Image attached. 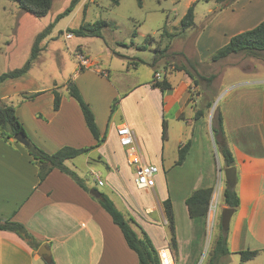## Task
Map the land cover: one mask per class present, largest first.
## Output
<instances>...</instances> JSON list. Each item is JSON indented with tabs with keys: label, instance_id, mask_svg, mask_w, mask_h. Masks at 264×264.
<instances>
[{
	"label": "crops",
	"instance_id": "obj_1",
	"mask_svg": "<svg viewBox=\"0 0 264 264\" xmlns=\"http://www.w3.org/2000/svg\"><path fill=\"white\" fill-rule=\"evenodd\" d=\"M259 1V5H264V0ZM260 17L257 23L263 19L264 13ZM77 46L85 48L80 43ZM168 82L171 87L165 92L152 87L151 81L148 84L156 96L153 126L151 119H146V111L141 109L137 121L125 116L123 122L112 125L110 135L102 134L98 127L104 140L80 155L85 156L83 162L86 165L104 162L109 171L110 188L109 193H103L147 233L157 251L170 248L168 222L162 204L163 200L169 198L177 242L176 252L171 250L175 264H205L213 242L211 238L209 241L211 226L216 231L215 238L218 235L216 225L220 224V214L226 207L222 198L225 179L221 184L223 162L211 130L210 112L206 109L211 102L208 101L209 96L207 102H203L202 98H206L203 92L192 96L188 90L191 82L185 77ZM251 85L220 110L224 139L234 157L235 185L239 197V205L231 217L227 232L230 253L224 258L229 260L232 252L238 254L242 250H257L253 259L241 264H264V79L255 80ZM6 97L3 94L0 99ZM196 99L200 100L199 106ZM63 103L61 98L57 110L52 107L51 111L37 112V118L55 129L57 137L63 142L55 145L39 135L29 137L48 153L66 145L84 147L95 143L84 120L82 125V113V119L80 115L70 116L65 112ZM16 114L27 130L17 110ZM165 116L175 126L172 131ZM163 120L167 129L164 140L161 135ZM122 123L133 130L147 162L159 168L151 188L135 186L133 169L126 164L124 149L120 145L117 151L111 149L105 152L103 149L108 136L117 138L116 127ZM165 140L173 144V153L167 156V166H164V152L165 148L170 151L171 147H166ZM187 142L189 147L185 158L182 163L176 164L178 150ZM94 150L98 154L96 159L91 157ZM76 157L65 162L74 161ZM73 165L71 170L76 169ZM90 170L91 173L95 172ZM219 175L216 205L219 200L220 210L215 205L213 214L208 215L207 211L206 216L192 218L185 203L186 198L198 188L210 187L214 190ZM84 185L88 190L73 183L67 174L57 169L51 170L39 181L37 166L25 145L13 137H0V220L9 219L24 224L39 246L42 243L46 245L50 253L45 255L52 257L56 264H137L136 253L127 246L119 228L90 193L94 187ZM132 226L140 232L136 225ZM37 249L14 232L0 230V264H46L44 255H38Z\"/></svg>",
	"mask_w": 264,
	"mask_h": 264
},
{
	"label": "rangeland",
	"instance_id": "obj_2",
	"mask_svg": "<svg viewBox=\"0 0 264 264\" xmlns=\"http://www.w3.org/2000/svg\"><path fill=\"white\" fill-rule=\"evenodd\" d=\"M69 1L52 0L48 13L36 17L20 9L13 0H0V73L24 64L37 34L54 21L56 14ZM259 2L229 0L221 5L216 0H142V5L138 6L136 0H82L41 39L39 45L42 50L28 72L17 80L0 83V96L6 94L2 101L15 107L30 138L39 135L55 145L63 141L57 137L55 129L37 118V112L52 110V92L56 90L64 102L65 112L70 116H81L77 101L67 90L71 83L78 87L82 98L89 104L102 134L110 135L112 125L123 122L125 116L137 121L141 109L146 111V119H151V126L155 124L156 96L148 84L156 71L161 75L160 80L166 78L175 82L184 77L189 79L188 90L192 96L203 92L206 97L202 98L204 103L209 96L208 101L212 105H206V109L212 117L215 107L220 111L232 102L234 96L251 87L253 81L264 79V52L258 56L237 53L217 61L211 58L232 35L257 24L264 13V5H259ZM191 4L194 23L182 29L180 20ZM99 20L108 23L100 36H76L70 31L82 22ZM64 33H71L73 37L65 39ZM79 43L85 48L77 46ZM78 50L89 60V64L81 69L74 57V51ZM211 75L214 78L210 82L202 78ZM35 92L40 96L31 102L26 95ZM196 101L199 106L200 100ZM164 118H168L172 131L175 127L173 122L169 117ZM164 143L171 147L170 151L165 148L164 152V166H167V156L173 153V144L166 140ZM118 146V139L108 136L103 149L105 152L117 151ZM97 155L94 150L91 157L96 159ZM84 157L77 156L65 164L71 169L74 164L76 169L73 170L83 183L91 184L100 193H109V171L104 162L86 165ZM90 169L95 172L91 173ZM95 173L104 182L103 186L97 185ZM223 175L222 172L221 184ZM219 205L218 200V211ZM121 212L128 218L126 211ZM217 228L219 233L218 224ZM215 232L212 225L209 241L211 238L214 242ZM231 254L229 260L224 256L217 264H241L239 253Z\"/></svg>",
	"mask_w": 264,
	"mask_h": 264
},
{
	"label": "trees",
	"instance_id": "obj_3",
	"mask_svg": "<svg viewBox=\"0 0 264 264\" xmlns=\"http://www.w3.org/2000/svg\"><path fill=\"white\" fill-rule=\"evenodd\" d=\"M17 2L20 9L25 12H28L36 17L45 16L52 4V0H13ZM81 0H70L69 4L59 13L56 14L54 21L48 24L40 33L37 34L33 45L31 47V53L29 58L24 62L21 67L14 68L12 70L0 73V83L4 82L8 79L19 78L31 67L32 62L37 59L42 47L39 45L41 39H43L46 34L49 33L51 28L55 25V23L61 18L70 14V12L74 9V7ZM138 6L142 5V0H136ZM229 0H216L219 4H225ZM194 21V7L191 4L185 14L182 16L180 20L181 28L186 29L193 25ZM108 23L99 20L93 23L82 22L78 27L71 28L70 31L73 35L76 36H100L101 30L104 27H107ZM264 52V17L263 19L257 23L254 27L246 29L242 32L232 35L228 42L224 44L222 47L216 50V52L212 55V61H217L223 58H226L230 55L237 53H244L250 56H258L260 53ZM193 76L192 74H189ZM202 77V76H201ZM206 81L210 82L213 75L210 77H202ZM196 80L194 81V84ZM152 87H158L161 92H165L167 89L171 87L170 83L166 78L162 80H156L153 76L151 80ZM69 95L74 98L80 108V111L83 116L84 123L89 130L90 134L95 140L93 145L84 146V147H72V146H62L54 152L48 153L44 151L42 148L38 147L35 143L27 135L23 124L19 120L15 107L12 104L6 103L0 99V137L1 138H9L13 137V135L17 132H22L29 144L25 146L29 155L32 158V162L37 166V176L39 181H42L48 173L57 169L62 173L70 176L82 189L88 190V188L84 185L81 178L65 165V160L74 158L82 153H86L88 150L98 146L103 140L104 135H101L100 130L96 124L94 114L88 103L84 101L81 96V93L78 87L71 83L67 87ZM53 109L57 110L60 105V94L54 90L53 92ZM38 92L26 95L28 98H33ZM116 101L112 106V109L115 107ZM211 103H208L210 106ZM215 113L211 117V130L214 134L215 144L218 152L222 158L223 167L234 166V157L227 146L224 139V131L222 124V116L220 111L215 108ZM198 114V112H197ZM166 123L165 120L162 121V139H166ZM16 141V140H15ZM18 142V141H17ZM189 142L185 143L178 150V158L176 160V164L182 163L185 158V154L188 150ZM213 193V188H198L192 191L185 200L187 205V209L189 215L192 218L206 216L210 199ZM222 198L224 205L226 207H231L234 211L237 209L239 205V197L237 194L236 185L231 186L224 182V188L222 191ZM99 205L103 208V210L110 216L111 221L115 224L127 246L133 250L137 255V264H160L158 259L157 250L152 244L151 239L147 235V233L138 226L133 219L126 218L125 215L116 208L113 201L104 193H100V196L96 198ZM163 208L166 214V219L168 222L169 228V246L173 253L176 252L177 242L175 238L174 231V216H173V208L172 203L169 198H166L162 201ZM136 225L140 232L138 233L132 225ZM220 232L216 236L209 252L208 257L205 264H217L221 258L228 255L229 249L227 247V233L224 232L219 224ZM0 230L11 231L17 234L22 240H24L29 246L34 249H37L39 243L35 240L33 235L26 229L25 225L15 221V220H0ZM240 255L241 263H245L251 259H253L258 253L257 250H242L238 252ZM43 258L46 261V264H56L52 257L49 255H44Z\"/></svg>",
	"mask_w": 264,
	"mask_h": 264
},
{
	"label": "built area",
	"instance_id": "obj_4",
	"mask_svg": "<svg viewBox=\"0 0 264 264\" xmlns=\"http://www.w3.org/2000/svg\"><path fill=\"white\" fill-rule=\"evenodd\" d=\"M72 37L71 33H64V38L69 39ZM74 57L77 61L78 67L87 66L89 60L85 57V54L81 50L74 51ZM156 80L161 79L159 72L154 73ZM116 135L119 145L124 149L125 162L133 169L134 172V184L137 188H151L154 185V176L158 173L159 168L157 165L147 162L143 151L138 144L133 130L126 124H120L116 127ZM95 180L98 185H102L97 173L94 174ZM220 175L217 179V183L212 193V198L208 207V215L213 214L214 207L216 205V199L219 192ZM160 264H175L171 249L168 247L161 248L157 251Z\"/></svg>",
	"mask_w": 264,
	"mask_h": 264
},
{
	"label": "water",
	"instance_id": "obj_5",
	"mask_svg": "<svg viewBox=\"0 0 264 264\" xmlns=\"http://www.w3.org/2000/svg\"><path fill=\"white\" fill-rule=\"evenodd\" d=\"M213 107V106H212ZM13 138L18 141L19 143L27 146L29 144V141L25 137V135L22 132H17L13 135ZM224 179L227 182V184L234 186L236 183V168L235 166L225 167L223 169ZM90 193L95 197L98 198L100 196V192L91 189ZM234 213V209L231 207H224L221 214H220V225L224 232H227L229 228V223L231 220V217ZM38 255L42 256L45 254H49L50 250L46 247L44 243H42L39 248L37 249Z\"/></svg>",
	"mask_w": 264,
	"mask_h": 264
}]
</instances>
